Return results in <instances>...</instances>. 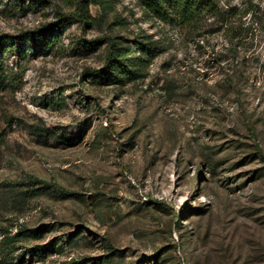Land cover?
<instances>
[{
  "label": "rangeland",
  "instance_id": "rangeland-1",
  "mask_svg": "<svg viewBox=\"0 0 264 264\" xmlns=\"http://www.w3.org/2000/svg\"><path fill=\"white\" fill-rule=\"evenodd\" d=\"M211 1L185 22L0 0V247L30 231L27 264H264V0ZM146 44L143 76L113 84L108 52Z\"/></svg>",
  "mask_w": 264,
  "mask_h": 264
},
{
  "label": "trees",
  "instance_id": "trees-1",
  "mask_svg": "<svg viewBox=\"0 0 264 264\" xmlns=\"http://www.w3.org/2000/svg\"><path fill=\"white\" fill-rule=\"evenodd\" d=\"M148 2V8L160 18H163L167 14L168 9H174L180 13L181 19L185 22H190L204 13L214 12L216 8L211 0H148ZM81 12L83 14L86 13L89 19L92 18L87 9L85 10L81 8ZM64 27L65 25L62 20L45 26L36 33L34 40L37 44L44 45L49 34L54 33L56 30H61ZM230 31L231 30L229 29V32ZM229 42L233 49L232 55L235 57L241 41L238 39V36L231 33ZM131 52V50L122 52L116 48L108 52L105 59L104 72H109L113 84L122 82L123 77L129 78L130 80H136L143 76V67L147 62L145 57L151 56L152 49L148 47L147 44L143 45V48L140 49V53L143 54V57L141 56L140 58L133 57ZM1 76L0 69V86H2ZM40 132L42 133V131ZM31 236H33V232L30 231H21L17 238L6 236V239L3 242L6 245L3 244V246L0 247V264H27L25 259H22L21 257L19 258V255H16L17 243L19 240H27ZM68 241H71V239ZM40 255L41 250L38 247L29 251V256L37 257Z\"/></svg>",
  "mask_w": 264,
  "mask_h": 264
}]
</instances>
